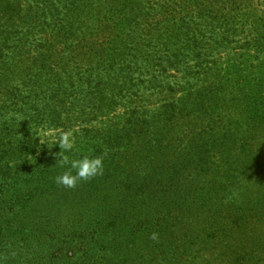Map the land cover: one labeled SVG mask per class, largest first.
<instances>
[{
	"label": "rangeland",
	"instance_id": "1",
	"mask_svg": "<svg viewBox=\"0 0 264 264\" xmlns=\"http://www.w3.org/2000/svg\"><path fill=\"white\" fill-rule=\"evenodd\" d=\"M191 1L0 0V16L10 11L17 38L54 46L44 54H55L69 44H78L75 51L84 54L87 45L113 40L120 47L136 45L134 52L119 48V53L125 54L132 69L141 71L126 98L99 84L100 77L88 66L65 73L58 64L52 71L20 70L0 77V238L7 255L3 264H48L62 241L79 242L65 235L119 230L122 227L115 224L119 216L127 219L123 229H130L132 243L141 244L147 229L156 228L151 226L153 212L146 211L142 191L145 168L153 159H146L149 138H142L152 134L171 137L164 141L167 149L154 150L159 156L185 164L187 151L195 147L199 165L215 170L203 175V181L223 177L226 182L217 202L230 203L239 223L229 228V237L219 249L215 243L199 254L197 264H264V0H236L238 6L230 0H204L202 17ZM193 40L202 50L194 49ZM136 55L151 57L141 60ZM167 58L181 62L169 64L171 69ZM162 59L165 63L157 66ZM162 85L165 90L160 92ZM213 85L218 89L208 100L205 90ZM33 92L40 95L25 103L14 98ZM216 95L226 102L218 110L212 105ZM184 97L186 103H194V111L195 102L201 100L210 108L189 116L194 120L190 128L170 113L162 115L163 131L158 130V120L157 124L150 119L141 139H130L134 134L124 129L130 126L126 120L132 117L130 111L152 110L154 105ZM16 103L25 109L27 121L21 128L35 140L32 163L16 160L15 130L22 125ZM148 116L131 118L134 129L140 131ZM165 117H174L169 128L164 126ZM124 134L127 144L120 150L129 152L123 155L120 169H114L111 154L117 148L111 141ZM63 139L71 143V151L59 147ZM65 155L70 160L100 157L103 174L79 181L74 188L61 186L55 178L66 167L57 162ZM144 219L148 226L140 231L132 228L140 221L144 225ZM33 245L38 248H30ZM134 254L132 260L140 258L142 264V256ZM73 255L70 246L67 256L59 255L52 264H71Z\"/></svg>",
	"mask_w": 264,
	"mask_h": 264
},
{
	"label": "trees",
	"instance_id": "2",
	"mask_svg": "<svg viewBox=\"0 0 264 264\" xmlns=\"http://www.w3.org/2000/svg\"><path fill=\"white\" fill-rule=\"evenodd\" d=\"M231 2L234 6H238V1L230 0ZM203 4L204 0L191 1V5L194 8L198 7L197 14L199 17H202L200 7ZM9 12H5L0 16V70H2L0 77L5 73L11 72L14 74L15 71L20 70L52 71L51 68L58 64L65 73L78 72L81 68L88 66V71H93L94 73L92 74L94 76L100 77L99 84L104 83L106 89H113L122 98L130 96L129 91L135 89V81L141 75V71L132 69V65L126 64L125 54L119 53V48L124 49L126 52H131L135 51L136 45L131 47L130 44L124 43L120 47L117 42L111 40L110 42L95 44V47L98 48L97 50H94L95 47L93 45H87V52L80 54V52L75 51L76 47H80L78 44L77 46L69 44L63 46L55 54L46 55L43 51L50 52L51 48L54 50V46L48 43L40 44V42L32 45V42L28 44L17 38L14 34L15 31L11 30L12 16ZM5 22H8V25L4 27L3 24ZM195 31H198L200 34L203 32L199 29ZM193 38L195 39V37ZM193 42L195 43L194 49H197V51L202 50V47L199 46L196 40H193ZM57 55H59L58 61L55 59ZM81 57L85 59V62H83ZM135 57L141 60H148L151 56L136 55ZM178 62L180 63L181 60H170L167 58L166 61L168 65L172 64V67L174 66L173 64H177ZM164 63L165 59H162L157 66H161ZM171 66L169 65L172 69ZM159 88L161 89L160 92L165 90L163 85ZM216 89L218 88L213 85V87L205 90V98L211 100L210 97L214 95V90ZM39 95L40 93L33 92L22 97L20 93L14 98L18 102H24V100H33L34 97ZM186 98H179L176 103L170 102V104L154 105L155 109L152 110L141 111L135 109L130 111V114H132L131 118L134 121H138L144 115H149L145 117L146 119L142 120L140 131L134 129V122H130L131 118L126 119L127 124L130 126L128 129H124L128 133L134 134V137L130 139L137 138L140 140L142 130L149 128L150 119L153 120V123L156 121L157 124L159 121L160 127L158 126V130L163 131L164 128H161L163 124L162 115H169L170 113L177 114L180 120H183L184 124L190 128L194 120L190 119L191 117L189 116L195 114L196 111L206 112L210 106L208 107L202 103V100L196 101L195 105L198 109L195 107L194 111V103L191 102L193 105L186 103L184 101ZM212 105H214L215 110H218L222 106H226V102L216 95ZM14 107H17V113H19V117L21 116L22 119V125L17 124L18 128L15 130V140L18 148L16 160L32 163L33 156L36 154L34 153L33 145L35 140L28 134L27 129L21 128L24 125L23 122L26 120L23 113L24 107H19L17 103ZM186 117L188 118L185 119ZM173 118L165 117V128L170 127ZM133 134H129L128 136ZM123 136L126 135H118L111 141L117 148L115 153L111 154V164L115 165L114 169H120L118 166L122 164L123 155L129 152L128 149L120 150L127 144L123 143ZM156 136L152 134L142 138H149L147 143L149 149L146 151V159L153 157L148 164L150 168H145L147 174L142 191L146 197V211L150 214L153 212L150 222L151 226L155 225L156 228L147 229L146 238L144 239L143 237L140 241L141 244L136 245L132 243V240L135 238L130 234V229H123V225L127 219L124 216H119L115 220V224L122 227L119 230L99 229L65 235L70 240H77L79 242L69 244L67 241H62L61 245L52 250L53 253H51V260H49L48 264H52V261H57L61 254L67 256L68 247L70 246H74L75 250V255L70 257V260H72L71 264H140V258L139 260L137 258L138 261L132 260L133 252H135L134 255L136 257L142 256V264H197L196 261L199 254L209 251L210 246L215 243L218 245V249L225 243L230 234L229 228L233 227L235 223H239V220L237 217H233V213L230 212V203L228 206V202L223 205L217 202L225 188L224 183L226 184V182L223 180L224 178L221 177L220 180H217L215 177H210L208 181H203V175L208 176L210 171L215 170L199 165L201 159L198 161V158L195 157V147L187 151L185 164H181L180 161H168L166 158L159 156V151L156 152L154 150L158 148L167 149L169 145L164 144V141L168 142V139L170 141L171 137H167L166 135L162 137L161 135ZM157 160L161 163H158ZM220 200H222V197ZM148 216L149 214L146 215V217ZM146 221H144V225L140 221L139 224L132 228L140 231L143 226H148V222ZM36 236L40 235L33 234L31 237L36 238ZM141 236L137 237L140 238ZM2 239L1 236L0 264L6 263L5 259H7V255L3 253V248H1L4 243ZM34 242H36V239L29 241L27 249L29 248V244L32 245ZM30 248L36 249L38 247L33 245ZM149 249H152V252H148ZM12 254L16 255L13 251ZM129 256L130 258H128ZM8 259L10 261L13 260L12 256Z\"/></svg>",
	"mask_w": 264,
	"mask_h": 264
},
{
	"label": "clouds",
	"instance_id": "3",
	"mask_svg": "<svg viewBox=\"0 0 264 264\" xmlns=\"http://www.w3.org/2000/svg\"><path fill=\"white\" fill-rule=\"evenodd\" d=\"M59 147H63L65 152H69L72 146L70 142L63 139ZM57 163L61 167H66V170L58 175L55 181L66 188H74L79 181L91 180L103 174V160L100 157L82 156L80 159L70 160L65 155L61 156Z\"/></svg>",
	"mask_w": 264,
	"mask_h": 264
}]
</instances>
